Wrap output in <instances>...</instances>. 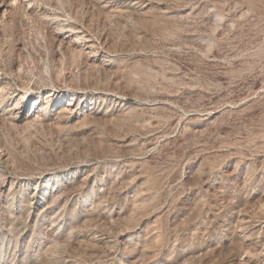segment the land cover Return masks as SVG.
<instances>
[{
	"label": "rangeland",
	"instance_id": "1",
	"mask_svg": "<svg viewBox=\"0 0 264 264\" xmlns=\"http://www.w3.org/2000/svg\"><path fill=\"white\" fill-rule=\"evenodd\" d=\"M21 9L0 20V264H264V0Z\"/></svg>",
	"mask_w": 264,
	"mask_h": 264
},
{
	"label": "bare ground",
	"instance_id": "2",
	"mask_svg": "<svg viewBox=\"0 0 264 264\" xmlns=\"http://www.w3.org/2000/svg\"><path fill=\"white\" fill-rule=\"evenodd\" d=\"M36 0H0V20L5 21L6 19L10 18L14 13L16 15V12H19L20 10H18V8H23L21 9L23 14L27 15V16H31V15H35V13L37 14V12L33 9L34 5H35ZM18 10V11H17ZM38 14H42V15H46L47 16V12L42 11V13H38ZM14 15V16H15ZM50 15V14H49ZM68 21V20H66ZM65 23V22H64ZM61 25V24H60ZM57 27V26H56ZM61 29H66V33L67 32H71L74 30V28L72 26H63L61 27ZM60 30V29H58ZM54 31V30H53ZM56 31V30H55ZM63 31V30H62ZM57 32V31H56ZM53 33V32H52ZM56 37L59 38L61 36L60 32L55 33ZM68 36H66L67 38ZM84 39V38H83ZM58 40V39H57ZM91 41V40H90ZM59 42V41H58ZM92 44V43H90ZM89 46V45H87ZM103 62V61H102ZM102 66V65H101ZM1 68H0V75H1ZM2 77V76H1ZM2 81V80H1ZM49 81V80H48ZM52 83V82H51ZM4 85V84H3ZM2 86V84H1ZM0 86V94L2 92V88ZM20 90V89H19ZM27 89H25L24 91H26ZM29 90V89H28ZM7 91V90H6ZM28 93H32V90L30 89V91H26L24 92L22 95H20V98H28ZM9 94V93H8ZM51 96V91L47 92L45 95V100L47 102V100H49L50 96ZM18 95V94H17ZM30 96V95H29ZM3 98V97H2ZM20 98L18 100H20ZM35 101V100H34ZM17 103V102H16ZM34 103V102H33ZM56 103V102H55ZM55 105V104H54ZM15 106V105H14ZM57 106V104L55 105ZM67 106H71V103L68 102ZM31 108V107H30ZM19 107H16L15 110H18ZM66 109V108H65ZM65 109H62L63 111H67ZM71 111V110H70ZM12 113V112H11ZM10 113V114H11ZM35 114V113H34ZM32 116V115H31ZM34 117V116H33ZM36 117V116H35ZM29 118V117H28ZM27 119V117H26ZM23 120V119H22ZM264 221V220H263ZM243 243V242H242ZM263 243V242H262ZM264 245V244H262ZM244 251V250H243ZM247 252V251H245ZM262 252V251H261ZM248 253V252H247Z\"/></svg>",
	"mask_w": 264,
	"mask_h": 264
}]
</instances>
